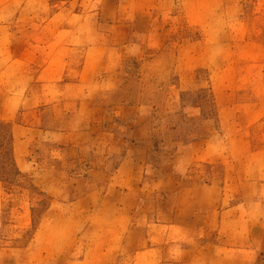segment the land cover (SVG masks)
<instances>
[{
    "label": "rangeland",
    "instance_id": "obj_1",
    "mask_svg": "<svg viewBox=\"0 0 264 264\" xmlns=\"http://www.w3.org/2000/svg\"><path fill=\"white\" fill-rule=\"evenodd\" d=\"M0 264H264V0H0Z\"/></svg>",
    "mask_w": 264,
    "mask_h": 264
}]
</instances>
